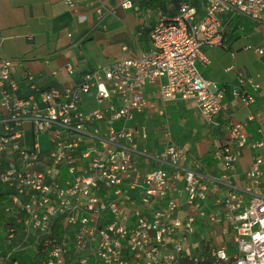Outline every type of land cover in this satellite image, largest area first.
<instances>
[{"label":"built area","instance_id":"1","mask_svg":"<svg viewBox=\"0 0 264 264\" xmlns=\"http://www.w3.org/2000/svg\"><path fill=\"white\" fill-rule=\"evenodd\" d=\"M63 1L82 23L96 15L99 26L133 9L154 25L150 47L138 57L75 79L67 64L73 80L62 87L41 88L27 73L25 88L13 76V60L0 55V185L11 190L6 210L24 241L44 245V264H264V107L236 120L227 87L199 68L212 64L205 47H227L236 17L264 20V0H178L172 13L162 0ZM244 49L264 57L263 47ZM149 84H158L164 104L192 102L206 124L221 125L226 141L216 152L217 174L169 131L161 150L148 154L146 135L129 123L146 110ZM261 91L264 81L239 72L230 93L251 109ZM42 134L50 150H42ZM243 151L252 163L238 174ZM142 157L159 166L145 169ZM19 227L8 229L9 242ZM209 231L226 243L209 245Z\"/></svg>","mask_w":264,"mask_h":264},{"label":"crops","instance_id":"2","mask_svg":"<svg viewBox=\"0 0 264 264\" xmlns=\"http://www.w3.org/2000/svg\"><path fill=\"white\" fill-rule=\"evenodd\" d=\"M108 1L114 3L112 0ZM139 2L141 4L142 0H139ZM142 4L145 5V3ZM119 11L120 10L117 11L116 15ZM90 18H92V16L89 17L85 23H82L79 21L78 16L67 8L63 0H0V55L13 60V76L21 82L25 88L28 86L25 80L27 73L34 75L36 83L41 88H49L52 86L62 87L70 83L73 78H78L80 74L97 68L93 67L89 70L88 68L82 69L78 66L76 69L77 72L73 78L65 71L66 65L70 63L68 62L70 58L68 49L83 44L85 35H93L92 32H96V30L98 31L100 29V26L97 24L90 25ZM235 19L232 23L228 24L225 34V45L227 47H205L203 51L210 57L212 64L205 66L199 63V68L202 74L203 70L208 72L207 76L203 75L205 79L213 81L220 86L227 87L228 92L225 103L230 106L229 113L236 120H243L251 111L264 107V91L258 93V104L255 107L251 109L243 107L239 101L231 98L230 93L232 89L238 86V73L244 72L249 76L254 75L259 81H264V73H253L249 68L243 65L238 66L237 64L236 67L232 66L234 70H231L232 67L229 65V62L232 56L233 58L235 57L233 54L238 51H234V46L241 37V35L237 34L239 25H235ZM141 20L143 22L142 29L138 32V35H133L135 38L132 39L131 48L123 46V48H127V51H124L122 48V52L124 53L122 58L138 57L142 50L150 47L148 34L154 23L153 21L147 23L144 22L143 19ZM115 21H113L109 27L110 32V28L112 32L113 30H117L112 27L116 26L114 24ZM253 23H264V20ZM256 30L258 31L257 28ZM98 34L101 33L98 32ZM262 59L264 61V57H262ZM110 63L112 62L108 64ZM144 93L148 100L147 108L143 114L137 116L130 122L133 123V126L130 127L138 128L146 135L143 146L147 147L149 155L154 156L163 146V137L166 131H179L181 134V129L179 130L175 124L173 125L170 116L165 117L162 128L160 126L156 127L158 144L155 148L148 145L149 136L147 131L146 133L143 132V126L146 121H151L157 117L158 109H165L171 106L173 108L171 112L174 114L181 113L186 115L193 111L200 119L201 117L195 104L192 102L175 101L164 104L160 99L158 84L147 85L144 88ZM1 114L2 108L0 105V115ZM214 127L216 128V134L214 132L210 134L207 132L203 137L199 136L204 146L209 145V137H213V140H215L216 137L218 138V141L214 144L215 147L211 155L207 156L204 153V148H202L203 145L195 147V149L190 152L180 143H176L187 149L192 159L203 162L205 170L211 175L217 174L219 170L220 160L216 152L226 141L225 131L222 130L221 125ZM171 135L173 137L172 132ZM181 138L184 137L182 136ZM140 161L144 168L148 170L156 169L159 166L148 157H142ZM251 163L252 153L250 151H243L235 171L238 174H242L250 167ZM224 243H226V239L224 240L220 238L217 233L209 231V245L213 244L217 246Z\"/></svg>","mask_w":264,"mask_h":264},{"label":"rangeland","instance_id":"3","mask_svg":"<svg viewBox=\"0 0 264 264\" xmlns=\"http://www.w3.org/2000/svg\"><path fill=\"white\" fill-rule=\"evenodd\" d=\"M113 21H115L114 24L116 26L112 27L117 30H113L112 32L110 28V32L109 27ZM234 22L236 26L239 25L237 34L241 35V37L234 46V51L238 50L233 54L235 60L232 56L229 65L231 67H236V64L238 66L243 65L249 68L253 73H264V61L262 57L257 56L254 50L247 51L244 49V47L248 45L264 47V23L255 24L245 17H237ZM89 23L90 25H96L98 23V17L94 15L90 18ZM142 24V20L133 9L128 11L120 10L117 15H112L104 20V22L99 25L100 29L98 31L96 30V32H92L93 35H85L83 44L68 49L70 57L68 61L70 63L68 64H72L75 67L76 74L78 66L82 69L88 68L90 70L93 67H100L109 62L121 60L124 55L122 52L123 46L131 48L132 39L135 38L133 35H138V32L142 29ZM98 32L101 34H98ZM207 74L208 72L203 70V75L207 76ZM252 76L255 77L254 75ZM172 109L171 106L165 109H158L157 117L151 121H146L143 126V132L146 133L147 131L148 133V145L155 148L158 144L156 127L160 126L162 128V124L165 122L164 118L170 116L173 125L175 124L179 130L181 129V134L179 131L171 130L175 143H180L190 152H192L195 147L203 145L202 148H204V153L207 156L211 155L215 147L214 144L218 141V138L216 137L215 140H213V137H209V145L204 146L199 136L203 137L207 132H209V134L211 132L216 134V128L206 124L193 111L190 114L183 115L181 113H172ZM129 126H133V123H129ZM39 141L43 151L51 149L52 145L48 134L40 135ZM5 191L7 192L8 189L6 188ZM211 230L212 228H210V231ZM33 255L34 250L30 248L21 256L25 264H31L30 261L34 259Z\"/></svg>","mask_w":264,"mask_h":264},{"label":"trees","instance_id":"4","mask_svg":"<svg viewBox=\"0 0 264 264\" xmlns=\"http://www.w3.org/2000/svg\"><path fill=\"white\" fill-rule=\"evenodd\" d=\"M178 0H162L163 10L166 12H173L174 7H176ZM172 6L171 8L169 6ZM236 28V27H235ZM149 29V28H148ZM150 31V30H149ZM7 187L0 185V257H6L9 252L14 251L13 255H11L10 259L6 261V264H13L14 262H18L19 264H25L21 255L25 254V252L32 248L34 250L33 260L30 261L31 264H44L45 260V251L44 245H33V239H30V242H25L23 237L22 229L16 224L14 218L11 216L9 212H7V208L11 206L10 202V193L11 190L9 188L6 192L5 189ZM19 227L18 231L16 230L15 238L9 242L8 237V229L11 226ZM29 245V248L26 247ZM20 246V247H19ZM19 247V248H17Z\"/></svg>","mask_w":264,"mask_h":264}]
</instances>
